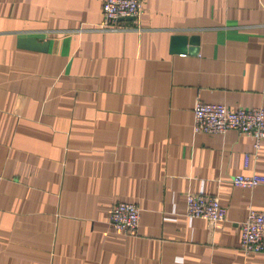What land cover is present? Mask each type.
<instances>
[{
    "label": "crops",
    "instance_id": "obj_1",
    "mask_svg": "<svg viewBox=\"0 0 264 264\" xmlns=\"http://www.w3.org/2000/svg\"><path fill=\"white\" fill-rule=\"evenodd\" d=\"M141 3L105 32L102 0H0V264H264L239 249L264 186L231 184L264 176V140L192 132L197 102L264 109V0ZM187 193L224 220L187 218Z\"/></svg>",
    "mask_w": 264,
    "mask_h": 264
},
{
    "label": "built area",
    "instance_id": "obj_2",
    "mask_svg": "<svg viewBox=\"0 0 264 264\" xmlns=\"http://www.w3.org/2000/svg\"><path fill=\"white\" fill-rule=\"evenodd\" d=\"M142 15L141 0H102L100 30L117 31L119 20L131 19L138 23ZM193 134L223 135L235 131L252 141L254 152H258L264 140V109L228 110L221 104L197 102L193 107ZM249 156L244 157L246 168ZM236 188L255 189L264 186V176L256 174L236 175L231 179ZM185 216L199 219L209 224L224 220L225 210L214 196L187 193L185 197ZM139 224V209L134 204L117 203L108 214V226L122 236H134ZM239 249L244 254L264 252V213L248 209L245 220L240 224Z\"/></svg>",
    "mask_w": 264,
    "mask_h": 264
},
{
    "label": "water",
    "instance_id": "obj_3",
    "mask_svg": "<svg viewBox=\"0 0 264 264\" xmlns=\"http://www.w3.org/2000/svg\"><path fill=\"white\" fill-rule=\"evenodd\" d=\"M123 20H128V21H131V19H123ZM172 41H173V43L177 46V45H180L181 46V49L183 50V47H184V41H185V39L184 38H180V37H173L172 38ZM29 42L28 41H22L21 42V45L22 46H29L30 45V43L28 44ZM32 47V49H37V47H35V46H31ZM175 48V47H174ZM176 49V48H175ZM176 52V51H175Z\"/></svg>",
    "mask_w": 264,
    "mask_h": 264
}]
</instances>
